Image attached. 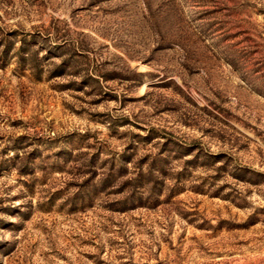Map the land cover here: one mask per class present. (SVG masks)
I'll list each match as a JSON object with an SVG mask.
<instances>
[{"label":"rangeland","instance_id":"1","mask_svg":"<svg viewBox=\"0 0 264 264\" xmlns=\"http://www.w3.org/2000/svg\"><path fill=\"white\" fill-rule=\"evenodd\" d=\"M0 264H264V0H0Z\"/></svg>","mask_w":264,"mask_h":264},{"label":"trees","instance_id":"2","mask_svg":"<svg viewBox=\"0 0 264 264\" xmlns=\"http://www.w3.org/2000/svg\"><path fill=\"white\" fill-rule=\"evenodd\" d=\"M147 137H149V138H147ZM147 137H141V139L143 140V141H145V142H148V140L150 139V136H147ZM126 162H127V160H125ZM161 163V160H156V161H154L153 163H152V165H151V168H150V175H151V177H153L154 175L153 174H155V172H156V170H157V168H158V164H160ZM115 164H114V162L112 161V165H111V170L112 171H114V169H115ZM118 173L121 175V176H125V174L127 173V169H125V167L123 166H121V167H119L118 168ZM111 177H114L113 175H112V173L108 176V179L109 178H111ZM107 180V179H106ZM132 182L134 181L135 183H136V185H137V187H139L140 185H142V183L139 181V178L138 179H132L131 180Z\"/></svg>","mask_w":264,"mask_h":264}]
</instances>
